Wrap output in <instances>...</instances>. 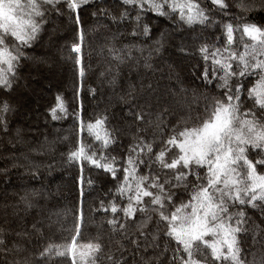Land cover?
I'll list each match as a JSON object with an SVG mask.
<instances>
[{"label": "snow or ice", "instance_id": "1", "mask_svg": "<svg viewBox=\"0 0 264 264\" xmlns=\"http://www.w3.org/2000/svg\"><path fill=\"white\" fill-rule=\"evenodd\" d=\"M121 2L126 10L119 16L105 9L97 10L117 21L130 17L127 6H131L135 11L132 18L144 35L151 31L149 24L141 23L148 12L159 17L176 16L190 26L207 27L221 23L214 18V11L226 16L230 7L243 12L257 8L242 0L236 5H230L228 0H208L210 7H202L198 0ZM91 6L90 0H0V89L5 94L14 90L20 61L26 59L22 49L31 47L38 39L49 15L60 17L65 12L76 25V39L70 49L77 54L75 64L82 80L85 30L80 10ZM222 28L221 46L203 43L198 48L203 60L198 79L206 88L212 86L220 94L205 96L202 106L195 95L191 100L185 98L184 114L170 127L165 122V116L170 115L167 108H162L154 121L146 120L148 113L144 107L130 110L134 121L148 124L154 131L152 139H148L140 135L148 129L137 128L122 157L112 154L118 139L114 130L107 127V116L85 121L82 102L73 111L76 141L67 161L77 165L80 171L77 177L80 199L72 211L74 235L68 244H48L38 253V259L70 256L71 264H97L103 245L77 244L86 222L83 171L87 164L118 181L114 191L108 193L107 203L101 200L91 210L110 215L106 224L131 244L130 256L137 264H162L163 257H167L169 264H208V256L212 264H264V227L261 226L264 219L260 224L250 222L244 211L250 206L264 216V171L258 170H264V28L253 23L233 25L231 22H224ZM237 33L241 42L245 36L251 41L243 43L240 52L234 48ZM132 35H136L135 30ZM109 53L113 59H123L118 49L109 48ZM10 110L7 101H0V127L5 130L6 114ZM49 112L53 120L68 116L62 96H56V104ZM86 137L93 138L95 146L86 143ZM87 183L92 185L91 177ZM137 213L144 220L133 237L127 233V224L135 221ZM153 218L157 225L155 234L147 230ZM159 225L164 226L162 235L175 242L170 253L167 246L155 252L160 247ZM48 226L55 225L49 222ZM43 228L42 223L33 225L38 233ZM4 232L0 229V253L5 258L12 255V259H5L3 264H30L27 257L20 255L18 246L9 249ZM249 233L251 243L245 248ZM257 244L261 247L259 254L254 251ZM118 250L119 258L109 255L106 259L111 264H129L124 256L128 249L121 246ZM203 252L208 256L202 255Z\"/></svg>", "mask_w": 264, "mask_h": 264}, {"label": "trees", "instance_id": "2", "mask_svg": "<svg viewBox=\"0 0 264 264\" xmlns=\"http://www.w3.org/2000/svg\"><path fill=\"white\" fill-rule=\"evenodd\" d=\"M198 2L202 7H210L208 0ZM228 2L236 5L241 0ZM242 2L255 4L257 8L243 12L230 7L226 16L214 11V18L221 23L207 27L190 26L176 16L159 17L148 12L141 23L149 24L151 31L144 35L132 18L135 11L131 6H127L130 17L113 21L111 15L97 9L119 16L126 10L121 0H90L92 6L80 10L85 30L82 50L85 75L82 80L78 74L79 66L75 64L77 54L70 49L76 39V25L66 12L60 17L49 15L38 39L31 47L22 49L26 59L20 61L14 90L5 94V90L0 89V101H7L11 106L6 114L7 129L0 127V229L5 230L9 249L18 246L20 255L27 257L30 264H71L70 256L40 260L38 253L48 244H68L74 235L72 211L80 199L77 181L80 171L77 165L67 161V154L76 141L73 111L82 102L85 121L107 116V127L114 130L118 139L112 151L117 158L125 154L137 128H147L148 131L140 135L152 139L154 130L148 124L134 121L129 115L130 110L144 107L148 113L146 120L154 121L161 109L167 108L170 115L165 116V122L170 127L184 114L185 98L191 100L195 95L202 106L205 96H218V90L212 86L206 88L198 79V69L203 65L198 48L203 43L221 46L224 22L233 25L253 23L264 28V8L259 7L264 5V0ZM92 12L97 14L93 16ZM53 20L58 25H54ZM133 30L136 35H132ZM243 43L251 41L245 36L241 42L240 33H237L235 50L243 51ZM109 48L118 49L123 59H113ZM58 94L69 114L64 119L53 120L49 109L55 106ZM159 139L157 133V143ZM85 142L96 144L91 137H86ZM83 175L86 178L83 187L86 222L77 237L78 246L100 242L103 252L99 254L97 264H111L106 257L119 258L118 249L123 246L128 249L124 256L129 259V264H137L130 256L131 244L106 224L110 215L91 210L101 200L107 203L108 193L114 191L118 181L87 164ZM88 177L93 181L91 186L87 183ZM55 181L59 184L54 185ZM244 211L250 222L260 224L264 219L250 206ZM143 220L144 216L137 213L135 221L128 222L127 233L134 237ZM49 222L55 226L49 227ZM41 223L44 228L38 233L33 225ZM163 228L159 225L160 247L155 249L156 253L165 246L170 253L175 247L174 241L162 235ZM147 230L156 233L154 218L148 222ZM246 239L248 243L243 247L248 248L251 233ZM254 251L260 253L259 244ZM152 252L150 249L149 254ZM202 255L208 256V253ZM5 259L11 260L12 255L5 258L0 253V264ZM162 264H169L167 257L162 258ZM208 264H212L210 256Z\"/></svg>", "mask_w": 264, "mask_h": 264}, {"label": "rangeland", "instance_id": "3", "mask_svg": "<svg viewBox=\"0 0 264 264\" xmlns=\"http://www.w3.org/2000/svg\"><path fill=\"white\" fill-rule=\"evenodd\" d=\"M53 24L55 25V24H57L58 25V23H57V21L56 20H53ZM53 25V26H54ZM56 25V26H57ZM58 57H59V55H58ZM60 58V57H59ZM61 60V59H60ZM63 61H66L65 59L63 60ZM61 181V180H60ZM62 182V181H61ZM59 184V182L58 181H55V184L54 185H58ZM77 260H79V257H77Z\"/></svg>", "mask_w": 264, "mask_h": 264}]
</instances>
